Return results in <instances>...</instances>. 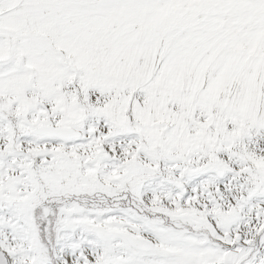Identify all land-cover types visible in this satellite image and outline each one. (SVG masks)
<instances>
[{
  "label": "snow or ice",
  "instance_id": "snow-or-ice-1",
  "mask_svg": "<svg viewBox=\"0 0 264 264\" xmlns=\"http://www.w3.org/2000/svg\"><path fill=\"white\" fill-rule=\"evenodd\" d=\"M0 264H264V0H0Z\"/></svg>",
  "mask_w": 264,
  "mask_h": 264
}]
</instances>
